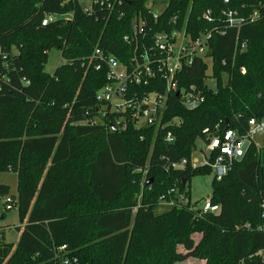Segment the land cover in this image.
I'll list each match as a JSON object with an SVG mask.
<instances>
[{
    "label": "trees",
    "instance_id": "1",
    "mask_svg": "<svg viewBox=\"0 0 264 264\" xmlns=\"http://www.w3.org/2000/svg\"><path fill=\"white\" fill-rule=\"evenodd\" d=\"M148 3L110 0L85 13L77 1L0 0V172H15L9 205L25 218L15 244L0 230V264H55L69 254L78 264H174L189 255L205 264H264V230L257 229L264 148L253 140L224 176H213L216 212L194 209L201 200L154 211L168 188L190 199L191 178L211 172L207 162L191 163L197 138L243 134L249 119L264 117V0H166L156 19ZM226 10L257 15L236 29L227 26ZM138 19L146 40L174 28L191 38L210 33L211 56H194L175 73L156 125H136L95 100L108 80L94 50L128 65L134 44L123 37ZM52 48L62 62L48 73ZM165 82L158 75L129 91L163 92ZM179 90L203 101L186 108ZM8 191L0 182V196ZM192 232L201 234L195 244ZM178 240L185 255L174 253Z\"/></svg>",
    "mask_w": 264,
    "mask_h": 264
},
{
    "label": "built area",
    "instance_id": "2",
    "mask_svg": "<svg viewBox=\"0 0 264 264\" xmlns=\"http://www.w3.org/2000/svg\"><path fill=\"white\" fill-rule=\"evenodd\" d=\"M69 1H77L85 13L91 12L92 4L110 2V0H89L87 2L84 0H64V2ZM159 2L153 3L152 0H149L148 3L154 19L161 12L154 10ZM222 13L226 17L227 26L236 29H239L245 22L252 21L257 15L256 12H253L245 18L238 16L236 11L226 10ZM208 15L209 11L204 14V18L209 19ZM51 18L52 16L48 17V19ZM143 23L141 19L133 22L132 33L123 37L126 42L134 44L128 65L119 62L112 55H102L97 48L93 53V56L105 64L108 80L97 90L95 100L101 103L103 107H108L110 111L120 112L127 120L130 119L139 126L160 124L167 95L176 89V85L172 81L175 73L181 69L183 64H189L194 56L205 55L210 38L209 32L191 38L184 29L174 28L168 31L155 32L149 37V40H146L142 35ZM241 46L243 47V44ZM2 58L5 59V55H2ZM96 67L99 68V64ZM158 75L166 81L163 92L150 91L140 95L129 91L130 85L146 86ZM178 93L182 94V104L186 108H195L203 101V98L192 96L189 92L184 93L179 90ZM125 123L126 120L120 123V127L124 128ZM263 131L264 117L259 120L251 118L248 120V129L243 134L232 129H226L221 134L208 137L206 141L207 155L204 157V162L209 164L211 172L216 178L224 176L230 169L233 159L243 155V142L247 139L252 140L254 135L261 134ZM166 141H171L170 134L166 135ZM184 163L185 160H181L171 166L180 167ZM4 201L7 203L6 209H9L11 199L6 197ZM193 203L184 192L179 191L175 186L168 188L159 197V204H163L167 208L186 204L192 208ZM262 208L263 222L258 226L257 229L259 230H264L263 205ZM194 209L200 210L199 212H216L218 206L211 204L209 199H206L197 204ZM64 247V245L61 246L60 250L64 251ZM55 264H78V259L69 254L59 257Z\"/></svg>",
    "mask_w": 264,
    "mask_h": 264
},
{
    "label": "rangeland",
    "instance_id": "3",
    "mask_svg": "<svg viewBox=\"0 0 264 264\" xmlns=\"http://www.w3.org/2000/svg\"><path fill=\"white\" fill-rule=\"evenodd\" d=\"M89 1V0H84ZM166 6V0H161L159 4L154 8L155 11H161ZM62 62L60 51L58 49L52 48L48 51L47 62L44 66V69L48 73H52L54 69ZM243 72V69L241 70ZM209 73V71H208ZM224 78H222V83ZM207 85L214 89L215 81L214 79L207 78L206 79ZM253 142L261 147L264 148V131L261 134L254 135L252 137ZM251 140H245L243 142L244 151L247 148ZM95 142L94 140L86 141L85 143H81V149H86L88 146L93 145ZM242 151V150H241ZM244 153V152H243ZM207 155L206 151V141L197 138L195 141V148L191 154V163L192 165H202L204 163V157ZM50 157L45 159V164L48 163ZM213 173L210 172L208 174L197 175L191 178L189 182V189H190V201H203L209 199L211 195V180L213 178ZM0 182L3 184H7L9 186V191L6 195L0 196V216L4 214V217L0 220V230L3 234V241L6 243H16L19 237V230L17 227H21L25 222V218L20 221V217L18 214V210L16 207H11L6 209L4 206V200L6 197H10L15 200L16 198V188H17V176L13 171H2L0 172ZM200 201V202H201ZM199 202V203H200ZM167 210V206L159 204L158 207L154 210L155 213L163 212ZM201 234L198 232H192L188 235V238L192 239L194 244L198 242ZM173 250L175 254L185 255L187 253L186 249L184 248V244L181 241H176L173 244ZM174 264H205V260L200 257L194 256H186L183 260H178L174 262Z\"/></svg>",
    "mask_w": 264,
    "mask_h": 264
},
{
    "label": "water",
    "instance_id": "4",
    "mask_svg": "<svg viewBox=\"0 0 264 264\" xmlns=\"http://www.w3.org/2000/svg\"><path fill=\"white\" fill-rule=\"evenodd\" d=\"M206 55L211 56V50H207ZM111 128H113V127H111Z\"/></svg>",
    "mask_w": 264,
    "mask_h": 264
}]
</instances>
